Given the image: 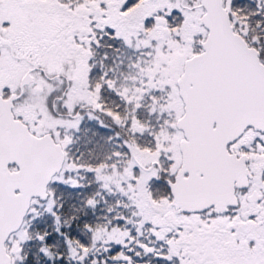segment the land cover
<instances>
[{
    "label": "snow or ice",
    "instance_id": "1",
    "mask_svg": "<svg viewBox=\"0 0 264 264\" xmlns=\"http://www.w3.org/2000/svg\"><path fill=\"white\" fill-rule=\"evenodd\" d=\"M0 264H264V0H0Z\"/></svg>",
    "mask_w": 264,
    "mask_h": 264
}]
</instances>
